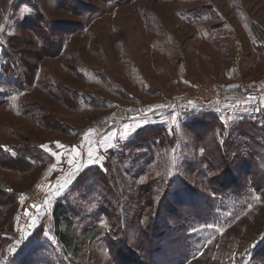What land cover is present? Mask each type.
Returning <instances> with one entry per match:
<instances>
[{"label":"rangeland","instance_id":"374dc122","mask_svg":"<svg viewBox=\"0 0 264 264\" xmlns=\"http://www.w3.org/2000/svg\"><path fill=\"white\" fill-rule=\"evenodd\" d=\"M69 2L0 0V67L8 60L6 38L18 35L15 59L22 73H33L23 89H0V150L21 158L0 164V236L8 239L0 264L15 256L32 262L29 252L35 258L53 252L56 259L45 258L53 264H115L104 236L109 225L98 215L102 203L84 185L88 172L108 173L118 190L142 203L153 195L146 177L181 174L200 187L187 163L204 149L186 126L188 114L216 112L227 132L244 118L264 117L253 108L264 96V0ZM39 14L43 25L53 21L64 34L60 52L40 50L30 27ZM233 80L249 86L246 97L227 91ZM187 93L218 98L179 102ZM149 127L165 128L176 142L153 151L146 174L150 151L127 144ZM245 164L230 176L255 177L249 156ZM180 199L201 205L195 196ZM175 200L170 196L166 207ZM69 203L78 215L71 222L62 215L59 228L56 208ZM217 216L191 226L182 262L260 264L254 254L264 243V197H223ZM138 257L135 264L145 258ZM156 257V264H169V254Z\"/></svg>","mask_w":264,"mask_h":264},{"label":"trees","instance_id":"16d2710c","mask_svg":"<svg viewBox=\"0 0 264 264\" xmlns=\"http://www.w3.org/2000/svg\"><path fill=\"white\" fill-rule=\"evenodd\" d=\"M57 1L69 2L70 0ZM34 20L35 24L33 23L34 25L30 27L37 32L35 35L37 43L40 44V50L47 49L51 54L60 52L64 34L57 30L59 28L57 24L48 21L47 26L43 25L41 22L46 20H43L41 14L37 15ZM22 38L18 35L6 38L5 55L8 60L0 67V89H2L1 86L3 90H11L13 86L23 89L24 83L30 82L33 77L32 70L22 73L19 66L21 63L15 59V49L19 44H22ZM25 65L27 66L26 63ZM237 91L243 95L247 93H243L241 90ZM3 96V92L0 91L1 101H3ZM1 101L0 104H2ZM188 116L186 126H191L198 134V145L204 150L202 155H195L194 160L187 163V167L197 180L200 179L197 184H201L203 188L196 184L192 185L181 174L177 176L160 174L150 179L146 177L145 182L148 183L153 195L151 200L142 203L141 200H135L128 196L126 191L118 190L117 179L110 178L108 173L101 170H92L87 173L84 185H87L88 195L96 194L97 199L99 198V202L102 203L103 207L99 210L98 215L102 214L103 220L109 225L104 236L115 264H135L139 258L138 254L145 257L144 260L138 261L139 264H156V255L161 256L164 253L170 255L169 264H185L184 260L182 262L180 258L189 257L190 248H188L187 242L191 226L198 222H212L215 218L218 219L216 213L219 211L221 198L227 196L240 198L252 194L264 197L263 115L257 118H244L237 127L229 132L216 112L202 110L201 112H190ZM135 140L136 142H129L127 148L150 151L149 166L144 169L146 174L150 172L149 169L153 167L156 160V154L153 151L157 148L174 145L176 142L173 137L168 136L165 128L162 127L146 128L138 133ZM122 156L125 159L121 158V160L128 158L125 153L120 157ZM248 156L250 157V166L258 173L253 178H245L239 182L234 179L233 175L230 176L231 169L246 166ZM4 161L20 163L21 158L9 157L3 150H0V164ZM219 173L224 174L228 179L227 177L220 178ZM170 196L176 200L167 208L166 203ZM190 196L200 199L201 205L198 209L192 206L191 201L183 203L180 199ZM1 197L7 202L12 201L11 193H5ZM152 203L155 210L150 212L147 208ZM163 209H165L164 214L161 211ZM75 211L71 203L58 206L56 208L57 226L60 228L62 215L68 221L72 214L78 215ZM70 220L69 222H71ZM8 227L5 230H8ZM7 242L8 239L0 236V252L5 248ZM164 246H166L165 249H163ZM19 255H23V252H19ZM48 255L44 254L35 258L36 256L29 252L27 257L32 262H26L24 257L15 262V256L11 257L10 264H53L48 259L45 260ZM49 256H53L52 259L55 258L53 252ZM254 256L255 259L259 256L261 261L258 263L264 264V243L258 246Z\"/></svg>","mask_w":264,"mask_h":264},{"label":"built area","instance_id":"2783aa9c","mask_svg":"<svg viewBox=\"0 0 264 264\" xmlns=\"http://www.w3.org/2000/svg\"><path fill=\"white\" fill-rule=\"evenodd\" d=\"M206 98H212V99H217L218 95L216 93L204 95V94H193V93H187L183 95L182 97L178 98L179 102H184V103H189V102H195V101H202L205 100Z\"/></svg>","mask_w":264,"mask_h":264},{"label":"crops","instance_id":"0c3cea01","mask_svg":"<svg viewBox=\"0 0 264 264\" xmlns=\"http://www.w3.org/2000/svg\"><path fill=\"white\" fill-rule=\"evenodd\" d=\"M233 82H240L241 83V85L243 86V87H245V88H247V93L246 94H248L249 93V86L247 87L242 81H240V80H233V81H230V82H228L227 84H226V87H227V85L228 84H230V83H233ZM246 94H244L243 95V97H246ZM250 96V95H249ZM248 96V97H249ZM241 96H239V98H240ZM234 98H235V100H234ZM237 96H235V97H233V103H235L236 105H239L238 104V100H236V99H239ZM246 99V98H245ZM249 99V98H248ZM253 108L254 109H256V111L257 112H259V113H263L264 114V96H262V98L259 100V101H257L256 102V104H255V106L253 105ZM236 109V108H235Z\"/></svg>","mask_w":264,"mask_h":264},{"label":"water","instance_id":"95a60500","mask_svg":"<svg viewBox=\"0 0 264 264\" xmlns=\"http://www.w3.org/2000/svg\"><path fill=\"white\" fill-rule=\"evenodd\" d=\"M226 88L229 91L241 90L243 93L247 92V88L243 87L240 82L230 83Z\"/></svg>","mask_w":264,"mask_h":264},{"label":"snow or ice","instance_id":"6c2138e0","mask_svg":"<svg viewBox=\"0 0 264 264\" xmlns=\"http://www.w3.org/2000/svg\"><path fill=\"white\" fill-rule=\"evenodd\" d=\"M115 135V134H114ZM61 147H63V145H60ZM53 155H55L57 158H59V153H53ZM261 238H264V236H262Z\"/></svg>","mask_w":264,"mask_h":264}]
</instances>
